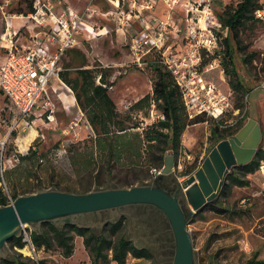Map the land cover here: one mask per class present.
<instances>
[{
	"label": "rangeland",
	"instance_id": "obj_1",
	"mask_svg": "<svg viewBox=\"0 0 264 264\" xmlns=\"http://www.w3.org/2000/svg\"><path fill=\"white\" fill-rule=\"evenodd\" d=\"M59 1L54 0L58 11H62L64 7ZM85 1L83 0L84 3ZM31 2L32 0H0V7L5 6V10L13 14L27 10ZM262 2L264 5V1ZM96 3L108 10L114 8L104 0H97ZM1 18L3 19V14L0 8ZM91 22L107 26L108 32L98 34L96 31V36L87 38L82 36L81 44L63 57L60 64L61 72L68 70L74 77L75 71L81 68L95 71L96 76L105 71L109 81L116 86V92H124L126 85L131 88L128 90L131 94L130 103H133L138 92L145 96L151 94L156 80L155 70L152 68L142 70L133 64L134 58L128 38L118 33V26L101 20H91ZM0 31L2 32L1 23ZM2 50L0 48L1 52ZM234 50L236 67L242 82L249 90L247 99L244 95L231 90V81L221 66L211 70L207 77L216 82L223 91H232L234 94V109L225 121H231L234 115H239V118L246 115L249 119L256 117L255 119L262 124L264 130V20L249 23L243 30L241 45L234 43ZM68 88L69 86L62 79L56 78L49 86L46 97L52 100L56 108L55 121L52 124L47 123L46 114L42 109L36 110L33 115L21 120L20 113L13 112L7 100L0 101V123L3 125L0 134L6 135L13 127L6 151L7 168H12V166L15 168L14 165H16L13 169V180L9 179L10 193L13 196L30 188L40 187L38 191L54 189L55 185L84 191L88 189L90 180H93L90 174L83 175L82 173L83 167L86 168L88 162L89 164L94 163L92 167L94 175L103 176L100 179L101 186L95 184L94 181L90 183L93 190L106 188L111 181L116 185L119 183L132 184L137 181L141 170L144 175L147 171L149 172L148 168L143 169L130 165L129 157L137 156L139 153L146 154L144 145L148 147V144L144 141V136L146 132L151 131L152 125L158 122L150 114L152 107L147 108L143 114L131 113L132 120L128 126H133V128L129 133L130 136L113 134L116 156L111 163L113 175L111 177L109 175V180L106 181L108 172L105 160L101 157L102 149L95 150L93 146L95 134L90 131L82 132L83 141L81 142L78 141L81 132L80 134L79 131L67 134L64 132L71 127L74 121H80L81 127L78 129L83 126V122L78 119L77 109L71 103L73 98ZM239 102L244 104V109L241 111L242 116L239 111L235 110ZM213 126L212 121L209 124L193 125L184 133L182 150L185 154L177 158L175 172L181 181L186 179L182 176L183 168L187 169L188 174L197 170L209 155L211 148L217 144L210 140ZM61 144L64 146L60 148L58 163L48 160L46 164H42L36 159L28 162L18 161L20 154L26 155L30 149L38 152V156L43 158ZM261 145H264V139ZM180 164H182V169H179ZM248 179L251 181L249 187L233 186L226 198L221 199L216 205H209L193 219L189 229L194 237L196 249L200 251L198 264H247L254 257L264 261V175L258 171L256 174L249 175ZM140 183L142 182L138 184ZM222 200L225 207L241 210L243 214L234 218L217 215L212 208L213 206L219 207ZM126 221L128 238L138 247L148 248L155 254L157 244L153 241L150 230L142 224H131L128 219ZM106 227H100L94 231L99 233ZM9 246L12 249L10 243ZM38 252L41 253L38 254L40 261L46 260V264H57L54 260L48 259L47 254L57 255L59 252H46L39 249ZM80 253L82 254V251H79ZM27 257L30 258V255L27 254ZM128 264H147V262L130 255ZM154 264H164V261L156 258Z\"/></svg>",
	"mask_w": 264,
	"mask_h": 264
},
{
	"label": "built area",
	"instance_id": "obj_2",
	"mask_svg": "<svg viewBox=\"0 0 264 264\" xmlns=\"http://www.w3.org/2000/svg\"><path fill=\"white\" fill-rule=\"evenodd\" d=\"M96 1L87 0L82 9L67 7L58 11L54 0H33L34 11L18 15L24 21L20 29L13 24L15 15H9L1 7L4 32L0 47L5 49L6 57L0 64V92L8 98L10 109L20 113L21 120L42 109L47 123L55 121L56 108L46 96L53 79H61L63 57L81 44L82 36L108 32L107 26L91 20L118 26V33L128 38L133 64L138 68L160 66L169 72L182 93L191 119L206 115L222 121L233 111V92L223 91L207 74L220 67L222 57L218 53L222 41L229 35L220 11L229 2L239 0H104L114 7L110 10L98 6ZM256 18L264 20V8L256 12ZM212 57L215 59L211 61ZM150 114L155 120H165L155 103ZM79 122L74 121L64 132L79 131L80 134ZM12 132L13 127L0 138L1 187L8 198L7 206L15 203L5 180L7 144ZM161 171L153 169L151 173L156 177ZM259 172L264 174V165ZM32 233L30 227H24L25 247L16 250L39 262L41 253L33 243Z\"/></svg>",
	"mask_w": 264,
	"mask_h": 264
},
{
	"label": "trees",
	"instance_id": "obj_3",
	"mask_svg": "<svg viewBox=\"0 0 264 264\" xmlns=\"http://www.w3.org/2000/svg\"><path fill=\"white\" fill-rule=\"evenodd\" d=\"M263 0H239L238 3L229 2L225 9L220 11L221 20L226 28L229 29V35L222 41L220 46V51L218 54L221 55L220 66L222 70L227 74L231 81V90L240 95L246 97L249 94V90L245 87L242 82L241 76L238 72L235 63V50L234 43L241 45V38L243 30L247 28L251 22H260L256 18V12L263 9ZM34 11V2L28 4V12L31 13ZM216 57V56H215ZM211 58V61L215 59ZM152 69L155 70L156 80L153 86V94L145 96L142 100L132 106L130 110V115L135 111L147 110L152 107V104L155 103L156 107L160 114L165 116V120L158 121L152 125L151 131L146 132L144 136V141L148 144V147L145 146L146 154H144L145 159L141 161L140 168L149 169V172L144 175L143 170L138 174L137 181L132 184H119V187L129 188L135 186L139 182H148L152 180L151 171L153 169H163L165 164V157L168 152H171L176 158L183 156L185 152L182 150V137L186 130L193 126L202 123L214 122V126L211 128L212 136L210 140L215 141L216 143L221 142L222 140L228 139L233 135H236L248 122L249 117L243 116L239 118V115H234V119L231 121H216L211 118H208L206 115H198L194 119L189 117L188 111L184 104L183 96L179 88L176 86L173 77L169 72L160 66H154ZM62 81L67 84L76 94V98L85 108L84 103L92 105L93 108L104 109L105 111L94 110L93 114H87L92 124L95 126L98 124H106L110 122L114 124L115 131H106L101 133L104 137L111 138L112 143L107 149L101 150V157L107 165V172L110 175L112 174V161L115 160V146L113 141V134H118V132H125L129 129H132L133 126H128L131 122V117L123 116L120 113H117L115 110L114 104L107 99L106 103L100 101L99 103H94L92 97L89 96L90 88L95 85L96 79L101 76V86H97L95 89V94L100 96L104 95L108 91V87H112L114 83H111L108 79L107 73L105 71L101 72L96 76L95 71L87 69H78L75 71V76H72L70 71L61 72ZM216 83V82H215ZM103 85H107L105 88ZM218 85V84H217ZM219 86V85H218ZM220 87V86H219ZM232 91H225L227 93ZM84 99V102L82 100ZM111 105L114 109H111ZM92 108V109H93ZM86 109V108H85ZM244 109V104L239 102L236 107V111H239L242 116V110ZM128 123V124H127ZM226 123L229 124L226 127ZM145 143V144H146ZM63 144L59 145L58 148L52 150L48 156L41 158L38 156V152L30 149L26 155L20 154L18 161L28 162L36 159L37 162L46 164L48 160H51L54 163H58V155L60 154V148ZM261 149L258 151L255 159L243 167L237 168L233 175H230L228 179V184L226 185L222 198H226L228 194L232 191L233 186L238 187H249L251 181L248 179L249 175L256 174L261 166L264 165V145H261ZM34 156V158L32 157ZM178 160V159H177ZM186 162V161H184ZM93 162L87 163L84 174H90L93 176V180H90L88 189L84 191L74 190L71 188L61 187L55 185L53 188H56L62 192L75 193V194H85L93 191L91 182H95L101 186L99 175H94ZM16 168V165H14ZM13 168H6L5 170V180L10 185L9 179L13 180ZM187 169L183 168L181 171L183 178L192 174L194 171L189 174L186 172ZM180 172V173H181ZM82 173L80 175H82ZM31 180V178H30ZM2 178L0 177V207L8 205V198L1 187ZM40 187L37 189L30 188L23 193L15 194L13 198L16 200L18 197L27 194L37 193ZM10 190V188H9ZM220 199V201H221ZM219 201V202H220ZM209 206V205H208ZM207 206V207H208ZM212 210L220 216L234 218L236 216H241L243 212L241 210H235L223 205V200L220 203V206H213ZM126 219H120L114 223L109 224L103 231L97 233L94 230L82 229L76 226H66L65 228H58L53 224H45L42 227L41 233L33 232L32 240L35 247L39 250H45L46 252H59V254L65 258H71L76 249L75 240L76 237H82L84 239L85 248L91 258L93 264H112L116 262L117 264H128L129 256H133L135 259H143L147 264L155 263V256L148 248H140L134 242H132L126 233ZM12 249L14 250V256L10 260H5L0 264H46V260H41L39 262L34 261L31 258L24 257L23 254L19 253L16 248L23 249L25 243L23 238H13L10 241ZM247 264H264V261L257 260L255 257L252 258Z\"/></svg>",
	"mask_w": 264,
	"mask_h": 264
},
{
	"label": "water",
	"instance_id": "obj_4",
	"mask_svg": "<svg viewBox=\"0 0 264 264\" xmlns=\"http://www.w3.org/2000/svg\"><path fill=\"white\" fill-rule=\"evenodd\" d=\"M263 139L262 124L251 118L236 135L215 144L201 166L183 181L175 175L177 158L169 152L160 174L129 188L111 181L108 187L85 194L54 188L20 196L13 205L0 207V263L14 256L9 243L22 237L26 226L39 233L45 224L97 230L122 218L137 223L129 210L152 208L162 214L171 231L172 264H198L200 251L189 226L208 205L219 203L230 175L255 159Z\"/></svg>",
	"mask_w": 264,
	"mask_h": 264
},
{
	"label": "crops",
	"instance_id": "obj_5",
	"mask_svg": "<svg viewBox=\"0 0 264 264\" xmlns=\"http://www.w3.org/2000/svg\"><path fill=\"white\" fill-rule=\"evenodd\" d=\"M85 2L87 3V0ZM59 3L64 8L72 7V8H75V9H82L86 5V3L83 2V0H60ZM27 12H28V9L24 10V11L17 12V13H13V14L8 12L9 15H11V16L15 15L14 19L12 20L15 28L20 29L23 26V24H24V21L22 19L18 18V15H20V14H28ZM0 23H1V27H2V32L0 31L1 32L0 36H1L3 34V32H4V25H3V19L2 18L0 19ZM0 48L3 49L2 47H0ZM3 50H2V52L0 51V64L5 61V57H6V51H5V49H3ZM97 86H101V80H99V78L96 79L95 85L92 88H90V91H89V96L93 98L94 103H99L100 101H103V102L106 103L107 99L109 98V100L114 104L115 110L117 111V113H120L121 115H125V116H129L132 106H134L136 103H138L140 100H142L145 97V94H140V92H138L136 98L134 97V99H133V103H130V99L129 98L131 97V94H130V92L128 90L131 89V88L128 87V85L125 86V91L124 92H120V93L116 92V86L113 85L112 86L113 89H108V91H107V93L105 95L103 93L100 96H97L95 94L96 93L95 89L97 88ZM68 89H69L70 93H72L73 100H71L72 101L71 103H72L73 107H75V109H77V111H78V116H79L78 119L83 122V126L81 128V134H80V137H79L78 141H81V142L83 141L82 132L84 133L85 131H90V133L95 134V136H94L95 137V141H94V145H93L95 150H98L99 148H101V149L109 148L110 147V143H112V145H113V142H112L111 138H109L107 140V138L104 137V135H101V133L105 132L104 130H106V131H115L116 129H115L114 124H112L110 122H107L106 124L105 123L104 124H98V125L95 126L94 124H92L91 120L89 119V116L87 115V114H91V113L93 114L94 110L105 111V108L103 110L99 109V108H93L92 105H88V104L84 103V106L86 108L85 109L84 107L81 106V104H79V102H78V100L76 98L75 92L70 87ZM117 89L119 90V88H117ZM151 94H153V92H151ZM2 100L3 101L7 100L8 103H9V100L5 96V94L0 92V101H2ZM62 100H63V98H62ZM82 102H84V99L82 100ZM8 106L10 107V104H8ZM66 109H68V108L66 107ZM111 109L112 110L114 109V107L112 105H111ZM135 112L143 114L144 110L135 111ZM4 123H5V121H4ZM203 124H208V123H203ZM2 127H3V125L0 123V129ZM138 129L140 130L141 128H138ZM131 132H132V130L129 129V130L125 131V132H118V134H120V135H129L130 136L129 133H131ZM4 136L5 135L0 134V138H2ZM96 154H98V153H96ZM144 159H145L144 154L143 153H141V154L139 153V154H137V156H130L129 157V162H130L129 164L132 165V166H136V167L140 168L138 165H140L141 161L144 160ZM192 162H190V164ZM103 165H101V166H103ZM82 170L84 172L87 169L83 167ZM106 171H107V169H106ZM83 175H85V174H83ZM106 175H107L106 176V181H108L109 180L108 179L109 178V174L107 173ZM262 175H264V174H262ZM102 177L100 176L99 179H101ZM251 179H252V177H251ZM75 244H76L75 253H74V255L71 258L65 259L60 254H57V255L47 254V258L54 260L57 264H93L89 254H88V252H87V250L85 248L84 239L82 237H76ZM79 251H82V254L81 253L79 254ZM112 264H117V263L113 262Z\"/></svg>",
	"mask_w": 264,
	"mask_h": 264
},
{
	"label": "flooded vegetation",
	"instance_id": "obj_6",
	"mask_svg": "<svg viewBox=\"0 0 264 264\" xmlns=\"http://www.w3.org/2000/svg\"><path fill=\"white\" fill-rule=\"evenodd\" d=\"M176 176L171 177L173 182H175ZM129 211L136 217L137 224H142L150 230L152 239L157 244L155 259L161 258L164 264H172L174 241L168 223L162 214L152 208L130 209ZM128 221L130 222V220Z\"/></svg>",
	"mask_w": 264,
	"mask_h": 264
},
{
	"label": "bare ground",
	"instance_id": "obj_7",
	"mask_svg": "<svg viewBox=\"0 0 264 264\" xmlns=\"http://www.w3.org/2000/svg\"><path fill=\"white\" fill-rule=\"evenodd\" d=\"M26 252H27V253H29V251H28V250H26Z\"/></svg>",
	"mask_w": 264,
	"mask_h": 264
}]
</instances>
